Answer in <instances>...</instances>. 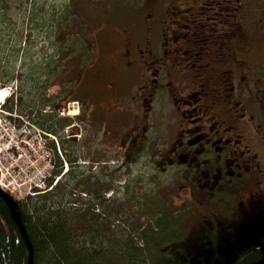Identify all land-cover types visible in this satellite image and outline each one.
<instances>
[{
    "label": "flooded vegetation",
    "instance_id": "af4514ba",
    "mask_svg": "<svg viewBox=\"0 0 264 264\" xmlns=\"http://www.w3.org/2000/svg\"><path fill=\"white\" fill-rule=\"evenodd\" d=\"M123 4L118 31L103 42V64L86 72L85 80L102 70L100 88L77 83L64 102L78 115L65 131L61 160L56 156L59 180H47L40 194H63L61 208L92 211L101 223L110 198L106 155L122 158L114 165L120 169L151 158L161 186L172 189L147 196V217L156 219L139 231L140 247L142 233L160 230L164 218L172 232L158 249L165 264H264V0ZM9 104L17 117V98ZM77 120L87 124L84 134ZM95 127L105 133L100 154L80 163L89 154L79 147L99 141ZM87 169L97 174L86 177ZM118 204L113 212L123 218Z\"/></svg>",
    "mask_w": 264,
    "mask_h": 264
},
{
    "label": "rangeland",
    "instance_id": "374dc122",
    "mask_svg": "<svg viewBox=\"0 0 264 264\" xmlns=\"http://www.w3.org/2000/svg\"><path fill=\"white\" fill-rule=\"evenodd\" d=\"M125 1L126 0H0V16L3 15L5 17V21L0 19V39H2L4 43L2 48H5V51H7V53L4 51V54L0 56V69L2 70V67L5 65L3 64L5 56L10 55L8 49L11 45L14 47L13 50L19 49V53L20 50H22L21 52L25 54V59L23 60L22 54L16 57L12 50L13 55L11 56L10 63L12 79L3 87L8 90L9 97H11L13 91H16L15 87L21 80L24 79V82H29L27 79H29L30 66L36 67L33 72L40 71L38 66L42 67V71H47L44 63L52 59L54 61V65L50 67L52 71H56L57 67V71L60 70V68L64 69L65 66H67L66 64L70 54L71 58L75 56V54H81L82 57H85V54L80 51L79 47H86V49L89 50L88 55L92 58L90 64L85 68L87 73L92 67L101 66L103 64L105 52V49H103V42L114 37V30L118 31L120 26L119 20L125 9L123 4ZM62 15L67 17V21H69L70 24L69 27L65 29L51 28L49 26L51 22L56 23L63 21ZM67 31L71 33V36L70 33L66 35ZM19 39H21L20 42ZM67 46L68 48L66 49ZM76 61L78 63L80 62L79 59ZM54 74L55 72H53V75L44 74L43 77L45 76V81L50 85L48 96H56L54 97L56 99L65 91L68 84H61L66 82L53 79ZM101 75L102 70H100V68L92 70L87 80L84 81L83 88L88 90L99 89L102 82ZM89 77L93 78V82L90 81ZM2 80L3 77L0 75V82ZM27 98L29 101L30 97ZM38 106L40 107V105ZM47 106L48 109L52 108L60 111L57 112L56 118L60 120L65 119L67 123H71L78 115V110L76 108L72 109L71 106L68 108L63 104V101L61 106H55L53 104H48ZM36 110L38 113V108H36ZM6 113L7 109L0 108V132H8L14 141L17 140V138L19 140V136L24 133H21L20 129L12 128V124H10L11 120ZM73 113H76L75 116ZM21 115L24 120L26 115L28 116L27 113ZM27 118L29 119V117ZM99 119H102V114ZM83 121L77 120V124L80 125V130L84 134V131H86L88 127ZM22 125H24V123ZM24 130L26 134L30 133L27 136L29 139H34L30 141L34 149L31 148L30 150L29 148L26 151V156L13 155L12 152H10L8 156L4 151H0V164L4 166V179L10 181L11 185L16 186L13 196L15 200L18 201H24L30 197V194H28L29 184L27 183L30 178H35V176H33V170H31L30 174L27 173V177H23L22 171L26 167L28 168L27 170H29L33 163L36 167H41V165H37V160L40 159V162H42V159L44 157L46 158L47 152H50V155L45 159V162L48 161L49 158L53 160L50 149L52 143L56 146L58 145L60 151L62 150L61 142L64 145L69 144L65 138V127L60 129L62 134L56 136L54 139L52 136L39 133L43 141V143L42 141L40 142L41 144L38 142L37 132L34 128ZM93 135L94 138L99 139V141L94 144L95 148L92 149L87 146L79 147L80 151H84L82 156L89 154V157H82L80 163H82V161L90 162L91 159H94L96 155L100 154L99 148H102L100 138L104 137L105 133L101 128L95 127L93 129ZM114 155V151H110L108 155H106L109 156L107 160L109 163L108 179L110 183V198L105 204V208L108 209L105 218L110 225L115 226V228L113 227L112 229L119 232L121 231L119 227H121V229H123L122 233L129 235V240L134 243V246L140 247L141 235L139 231L144 229V225L148 220L149 222L147 223L150 224L156 219L154 215L147 217L150 204L147 196L154 195L153 197L155 198V196H159V190H171L172 185L170 182H166L169 188L167 186H161L163 177L155 170L153 159L148 158L146 162L147 165H143L146 160V157H143L139 160L140 162L138 164H132L131 167L127 169H120L114 167V165L120 162L123 163V160L122 158L113 157ZM27 157L30 159L28 160ZM158 161L157 158L156 162ZM150 163H152L154 168H144L150 166ZM14 165L20 166V169L16 170ZM31 169H34V166H32ZM87 171L86 177H94L97 174L96 169H87ZM156 186L159 188L157 189ZM76 191L75 194L79 192L77 189ZM119 201L123 202L125 205L126 216L123 218L119 216V212H113L119 209ZM76 203L79 204L80 202L78 201ZM134 211L141 216H133L132 213H134ZM121 216H123V214H121ZM141 223L142 225L139 230H136V225ZM203 252L205 253L206 251L203 249L201 253ZM118 262L124 264L121 260Z\"/></svg>",
    "mask_w": 264,
    "mask_h": 264
},
{
    "label": "trees",
    "instance_id": "16d2710c",
    "mask_svg": "<svg viewBox=\"0 0 264 264\" xmlns=\"http://www.w3.org/2000/svg\"><path fill=\"white\" fill-rule=\"evenodd\" d=\"M4 18L3 15L0 16L3 21H5ZM62 18V22H51L49 26L56 29L69 27L67 17L62 15ZM69 33L67 31L66 35ZM20 41L21 39H19ZM2 45L4 43L0 39V56L5 51ZM13 48L12 45L9 47L10 55L5 56L3 60L5 65L2 70L0 69V75L3 77L0 88L5 87L12 79L10 63L13 52L16 57L22 54L23 60L25 59L22 50L19 53V49L13 50ZM79 48L85 57H82L81 54H75L71 58L70 54L64 69L60 68L57 71V67L56 71H52L50 69L54 65L52 59L44 63L47 71H42V67L38 66L40 71L33 72L36 67L30 66L29 79H27L29 82H24V79L21 80L15 87L17 94H12L11 97L6 98L1 108L11 111L12 106L9 101L17 98L18 114L27 113L29 119L37 126H45L46 129L55 133L68 125L65 119L56 118V110L52 108L45 112L43 110L48 107V104L61 106L62 101L65 104L64 102L68 95L73 92L77 83L83 87L86 76L85 68L90 64L92 58L88 55L89 50L86 47ZM5 52L7 53V51ZM78 59L80 60L79 63L76 61ZM53 72H55L53 79L66 82L61 84H68L65 91L56 99L54 98L56 96H48L50 85L45 81V76L43 77L44 74L53 75ZM82 75L84 80L81 79ZM77 94L81 95L82 90L77 91ZM27 97H30L29 101ZM36 108L39 110L38 113ZM18 122L20 123V121ZM62 146H64L63 143ZM54 173L55 171H53ZM65 197L63 194H57L54 190L46 195L37 194L35 197H28L24 201H18L8 196L15 214L19 217L30 240L33 249L32 264H121L118 262L119 260L123 261L124 264H165L158 249L172 233L169 221L161 218V221L157 223L160 230L156 232L146 229L142 233L144 246L137 247L129 240L128 234L122 233L121 227H119L121 230L119 232L112 229L115 226L106 221V216L103 217L101 223H97L100 219L92 211L77 212V209L74 208L69 210L61 208ZM90 204L93 202L91 201ZM81 226H89V230L76 229ZM0 264H28L27 245L16 222L11 218L5 199L1 194Z\"/></svg>",
    "mask_w": 264,
    "mask_h": 264
},
{
    "label": "built area",
    "instance_id": "2783aa9c",
    "mask_svg": "<svg viewBox=\"0 0 264 264\" xmlns=\"http://www.w3.org/2000/svg\"><path fill=\"white\" fill-rule=\"evenodd\" d=\"M12 128L14 129L15 126L12 125ZM17 129V128H15ZM25 128L20 129L21 134L19 137L20 139L18 140H13L12 137L9 135L8 132L5 133H1L0 132V151H4L5 153H7V155L9 156L10 152H12L13 155L17 154V155H25L26 156V151L30 148L34 149L32 147V145L30 144V141L34 140V139H29L27 136L28 134H26ZM38 136V142L39 144H41V138L39 136V134L37 133ZM33 143V142H32ZM24 148V149H23ZM27 159L29 160L30 158L27 157ZM40 159L37 160V163L39 162ZM34 166V169H31V167ZM30 169L27 170L28 168L26 167L23 171V177H27V173H31V170L34 171L33 176H35V178H30L28 183L31 182H35L38 181L36 183V186H41L42 184V178L44 177V174L47 171L48 165H43L41 167H36V165L33 163V165H31ZM14 168L16 170L20 169V166L18 165H14ZM22 177V176H21ZM20 177V179H21ZM35 185V184H34ZM0 187L9 192V193H14L16 190V186L15 185H11V182L4 179V166L0 164ZM30 188V186H29Z\"/></svg>",
    "mask_w": 264,
    "mask_h": 264
},
{
    "label": "water",
    "instance_id": "95a60500",
    "mask_svg": "<svg viewBox=\"0 0 264 264\" xmlns=\"http://www.w3.org/2000/svg\"><path fill=\"white\" fill-rule=\"evenodd\" d=\"M0 194L4 197L5 199V202H6V205L8 207V210H9V213H10V216L11 218L16 222L18 228H19V231L27 245V248H28V264H32V261H33V249H32V246H31V243H30V240L23 228V225L19 219V217L15 214L14 212V209L12 207V202L11 200L8 198V196L6 194H4L3 192H1L0 190Z\"/></svg>",
    "mask_w": 264,
    "mask_h": 264
},
{
    "label": "bare ground",
    "instance_id": "6f19581e",
    "mask_svg": "<svg viewBox=\"0 0 264 264\" xmlns=\"http://www.w3.org/2000/svg\"><path fill=\"white\" fill-rule=\"evenodd\" d=\"M7 96H8V90L4 89V88H1L0 89V104L4 102V100L7 98ZM53 171L54 170H52V169L48 170V171H46V174L48 176H52L53 175Z\"/></svg>",
    "mask_w": 264,
    "mask_h": 264
}]
</instances>
